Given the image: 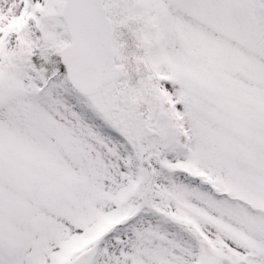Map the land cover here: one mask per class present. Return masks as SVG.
Here are the masks:
<instances>
[{
  "label": "snow or ice",
  "instance_id": "6c2138e0",
  "mask_svg": "<svg viewBox=\"0 0 264 264\" xmlns=\"http://www.w3.org/2000/svg\"><path fill=\"white\" fill-rule=\"evenodd\" d=\"M0 264H264V0H0Z\"/></svg>",
  "mask_w": 264,
  "mask_h": 264
}]
</instances>
